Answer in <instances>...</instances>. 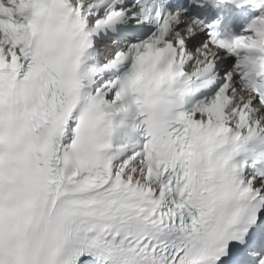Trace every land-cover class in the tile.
Wrapping results in <instances>:
<instances>
[{"label":"snow or ice","instance_id":"obj_1","mask_svg":"<svg viewBox=\"0 0 264 264\" xmlns=\"http://www.w3.org/2000/svg\"><path fill=\"white\" fill-rule=\"evenodd\" d=\"M224 2L0 0V264H240L233 244L264 249V77L249 78L264 0L239 38L197 18ZM117 25L115 55L86 67Z\"/></svg>","mask_w":264,"mask_h":264},{"label":"clouds","instance_id":"obj_2","mask_svg":"<svg viewBox=\"0 0 264 264\" xmlns=\"http://www.w3.org/2000/svg\"><path fill=\"white\" fill-rule=\"evenodd\" d=\"M41 11H42V6L36 5L32 9V14L34 16L39 17ZM256 55H257L256 53H249L248 54V56L253 58V59L255 58ZM260 77H264V69H261L259 67V65L252 66V70L249 72V78H260Z\"/></svg>","mask_w":264,"mask_h":264}]
</instances>
